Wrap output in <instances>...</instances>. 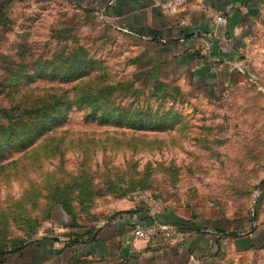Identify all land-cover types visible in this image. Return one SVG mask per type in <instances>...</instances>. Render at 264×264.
<instances>
[{
    "label": "rangeland",
    "instance_id": "obj_1",
    "mask_svg": "<svg viewBox=\"0 0 264 264\" xmlns=\"http://www.w3.org/2000/svg\"><path fill=\"white\" fill-rule=\"evenodd\" d=\"M59 4L0 0V108L72 102L56 113L60 123L0 153V252L41 234L54 212H65L51 211L56 202L74 218L104 217L143 191L196 193L263 224L264 65L208 104L137 71L119 34L64 23ZM46 58L54 63L38 71ZM19 62L25 70L12 72ZM86 93L107 97L108 109Z\"/></svg>",
    "mask_w": 264,
    "mask_h": 264
},
{
    "label": "crops",
    "instance_id": "obj_2",
    "mask_svg": "<svg viewBox=\"0 0 264 264\" xmlns=\"http://www.w3.org/2000/svg\"><path fill=\"white\" fill-rule=\"evenodd\" d=\"M49 1L60 3L66 24L119 34L148 79L176 82L208 104L264 65V0H182L176 13L163 8L168 0ZM155 196L156 222L178 228L172 239L134 236L136 223H155L138 197L104 217L56 211L41 234L0 256V264H264V223L196 193Z\"/></svg>",
    "mask_w": 264,
    "mask_h": 264
},
{
    "label": "trees",
    "instance_id": "obj_3",
    "mask_svg": "<svg viewBox=\"0 0 264 264\" xmlns=\"http://www.w3.org/2000/svg\"><path fill=\"white\" fill-rule=\"evenodd\" d=\"M5 8L3 6H0V25L2 24V19L6 17V14L4 13ZM26 52H23V55H25ZM25 60V57H24ZM54 63L51 59H44L40 62H37L38 64V71L44 70V68L47 67L48 64ZM69 63L68 60L65 58H59V65H61L62 68H65L64 66ZM73 64L71 67L77 66L82 67L84 62L82 60H73L70 62ZM26 62H19L17 65L18 68H16V73H20L22 71V68L24 69L26 66ZM12 70V69H11ZM11 70H9V73H11ZM25 70V69H24ZM85 74V73H84ZM63 79H67L64 77ZM72 81V80H68ZM66 81V82H68ZM2 85V84H0ZM91 98L90 93H86V99H89L86 102L95 104L96 101H101L103 105L100 106V109L107 110L108 105L106 104L107 97L104 98V101H102V97L100 98ZM71 101H67L66 103H60V101L56 100L51 103L50 106H47L44 101L43 102H33L32 104L28 106H24L21 103L17 102L12 108H0V118L5 119L7 122H2L0 119V153L3 152L7 148H11L12 146L20 145L24 143L26 136L28 133L33 132H39V131H45L46 129H49L52 126H55L54 124H58L61 122L62 117L60 115H56V113L64 111L66 108H62L63 105H71ZM49 108L54 109L55 114H53V118L51 121H48L47 119L50 118ZM59 117V118H58ZM5 148V149H4ZM4 149V150H3ZM61 206L65 212L68 214L71 213L70 207L66 205L65 202H56L52 208L53 210L54 206ZM52 213V212H51ZM51 215V214H50ZM73 215V214H70ZM74 216V215H73ZM29 241V240H28ZM28 241L24 242L23 244H20L18 246H15L11 250H8L6 252H0V256L6 254L9 251H15L20 248H22Z\"/></svg>",
    "mask_w": 264,
    "mask_h": 264
},
{
    "label": "built area",
    "instance_id": "obj_4",
    "mask_svg": "<svg viewBox=\"0 0 264 264\" xmlns=\"http://www.w3.org/2000/svg\"><path fill=\"white\" fill-rule=\"evenodd\" d=\"M182 0H168L163 4V8L166 9L169 13H176L182 5ZM218 20L222 19L221 16H218ZM233 69H242L241 63H232ZM139 198H142L145 203L148 205L149 209L147 211L148 215L152 218H156L160 205L156 199L155 193L152 191H143L139 194ZM178 228L175 225L157 223L146 224L144 222H138L133 228V234L136 238L151 240L156 236H161L163 238L172 239L175 237Z\"/></svg>",
    "mask_w": 264,
    "mask_h": 264
}]
</instances>
